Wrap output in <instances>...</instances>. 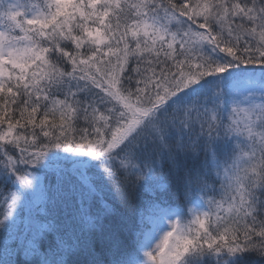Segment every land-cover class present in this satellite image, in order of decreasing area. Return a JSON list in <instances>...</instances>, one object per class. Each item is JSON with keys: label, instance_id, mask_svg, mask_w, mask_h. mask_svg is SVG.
Instances as JSON below:
<instances>
[{"label": "snow or ice", "instance_id": "6c2138e0", "mask_svg": "<svg viewBox=\"0 0 264 264\" xmlns=\"http://www.w3.org/2000/svg\"><path fill=\"white\" fill-rule=\"evenodd\" d=\"M0 264H264V0H0Z\"/></svg>", "mask_w": 264, "mask_h": 264}]
</instances>
